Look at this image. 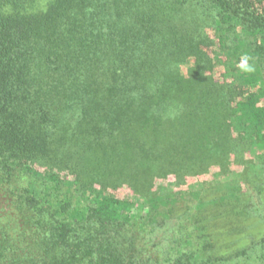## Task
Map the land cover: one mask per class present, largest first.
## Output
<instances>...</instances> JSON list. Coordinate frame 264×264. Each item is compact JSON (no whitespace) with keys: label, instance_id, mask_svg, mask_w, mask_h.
I'll list each match as a JSON object with an SVG mask.
<instances>
[{"label":"trees","instance_id":"obj_1","mask_svg":"<svg viewBox=\"0 0 264 264\" xmlns=\"http://www.w3.org/2000/svg\"><path fill=\"white\" fill-rule=\"evenodd\" d=\"M164 138L169 155L152 154ZM245 144L239 181L263 235L235 256L189 233L218 225L214 202L172 232L153 212L174 182L131 199L80 178L122 162L128 180L152 162L189 171ZM263 193L264 0H0V264H264Z\"/></svg>","mask_w":264,"mask_h":264},{"label":"rangeland","instance_id":"obj_2","mask_svg":"<svg viewBox=\"0 0 264 264\" xmlns=\"http://www.w3.org/2000/svg\"><path fill=\"white\" fill-rule=\"evenodd\" d=\"M35 1L36 6L42 8L47 0ZM185 71L186 67L183 66L181 68V73L185 75ZM220 74L221 72L217 68L212 72V75L217 80L221 79ZM180 109L181 107L179 110ZM165 112L166 113L163 114L164 117H173L175 114L174 111L170 112L169 109ZM67 122L71 126L70 129H73L75 117L67 118ZM186 138H188V134L184 133V141ZM159 146L161 148L153 151L152 154L167 157L170 150L169 141L164 138ZM248 148V145L245 144L242 150L239 149L235 152L236 157L228 158L227 156V159H225L223 163L216 164L209 162L207 165L201 164V166L194 167L189 171L187 169L176 171L168 167H163L157 171L155 163L152 162V164L150 163L151 167H149L147 171V176L143 178L132 177L131 180H128L119 176L121 168L125 167L122 162L117 166V171L110 169L99 172L100 174L97 175V172L91 169L90 175L86 178L81 175L80 178H82L84 182L89 183L93 178H97L117 197H128L131 199L135 194H138L140 197H155L158 186L161 185L163 181L170 184L174 182L171 202H159L160 205H158L157 211L153 212V215H156L159 221H164L166 230L172 232L176 230L179 233L182 228L188 224L185 213L190 210L192 211L197 202H214V208L224 211L220 214V217L216 218L218 225L213 227V229H208L206 232H203V230L196 229L198 224H192L190 225L189 233L194 236L201 233L206 234V238L203 239V241L204 243L209 242L210 250L213 251L215 255L225 257L229 254L235 256L239 251L244 249L252 251L253 245L256 244L263 235L262 225L252 216L251 211L247 208L245 190L239 181L242 170L239 162L242 160L246 162L249 160L253 161L252 154L249 153ZM146 152L147 150L143 151V153ZM101 158L104 159V157ZM105 159H107V157ZM68 164V169L61 170L59 173L62 179L67 182H73L76 180L77 175H79V173L81 174V168L77 169L72 162ZM129 166L131 169H134L137 164L131 162ZM49 168L48 166V170ZM247 169L248 167L246 170ZM254 171H257V167L255 170H251V167L248 169V173L250 174L254 173ZM71 190L75 195L74 186ZM262 197L264 202V193ZM79 201L80 199L74 197L73 205ZM182 235L185 234L182 233ZM24 245L27 246L25 242ZM30 250L33 251L31 247ZM170 251L171 250H168V252Z\"/></svg>","mask_w":264,"mask_h":264}]
</instances>
